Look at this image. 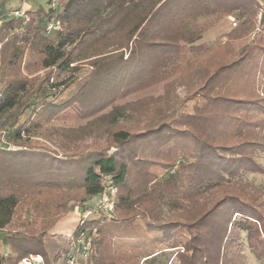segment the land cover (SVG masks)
Segmentation results:
<instances>
[{"label":"trees","instance_id":"1","mask_svg":"<svg viewBox=\"0 0 264 264\" xmlns=\"http://www.w3.org/2000/svg\"><path fill=\"white\" fill-rule=\"evenodd\" d=\"M97 1L109 7L111 14L95 24L91 22L94 18H86L93 12L90 7H96L89 5L94 0H57L56 6L48 1V10L38 7L2 19L0 115L19 105L28 107L24 100L32 95L46 98L47 91L55 88V71H72L63 80L66 83L80 61L92 66L90 79L99 71L105 77L114 74L120 81L127 80L124 95L163 81L170 84L175 71L189 61L188 55L223 50L224 59L191 93V110L184 116L174 108L154 123L131 128L117 125L122 119L118 107L124 104H116L114 112L105 113L112 115V127L104 130L105 140L75 149L66 158L26 145L1 147L0 231L25 193L34 188L75 187L84 199L110 186L115 189V216L85 220L71 234L69 243L80 230L93 231L89 256L77 258L81 264H172L164 258L173 248L178 261L173 264H245L236 248L240 229L246 232L253 253L263 256L264 189L248 183L239 186L242 181L237 174L263 169L255 157L257 152L264 153V6L260 0ZM218 14H233L237 20L225 34V42L210 48L205 43L194 44L203 28L191 30L190 19ZM51 20H58L59 26L48 32L46 24ZM255 28L259 30L252 40L239 50L224 49ZM115 35L122 42L109 45L115 47L112 51H100L101 43ZM129 45L124 58L123 48ZM137 65L140 72H130L123 80V67ZM66 103L42 101L33 108V116L15 130L14 138L37 136L36 129L52 120ZM58 135L62 140L70 137L67 128ZM228 185L232 186L229 191L209 202L213 190ZM163 206L173 211L165 221ZM56 213L47 227L56 222L60 215ZM5 233L10 252H0V264H17L30 252L42 254L45 264L56 263L41 232L40 236L13 229Z\"/></svg>","mask_w":264,"mask_h":264},{"label":"rangeland","instance_id":"2","mask_svg":"<svg viewBox=\"0 0 264 264\" xmlns=\"http://www.w3.org/2000/svg\"><path fill=\"white\" fill-rule=\"evenodd\" d=\"M24 1L33 3L34 0H0V18L12 17L14 15L12 11L14 10L24 11ZM48 1L51 2L52 0H35L30 10H35L38 7H43L45 10H48ZM91 3L96 7H90V10L93 12L90 17L86 18H94L91 21L92 23L95 24L100 21V19L108 18L111 14V10L109 7L105 6L104 3L94 0V2H90V6L92 5ZM260 3L264 6V0H260ZM40 20H42V23L45 21L43 17H40ZM236 22L237 20L233 14L199 15L191 18V30L203 28V32L193 43H205L209 48L218 44H223L225 42V34L235 26ZM258 30V28H255V30L253 29L246 38L242 37L231 40L229 42V47H224V49L229 52L239 50L247 41L252 40L254 34ZM96 32H99L98 27L96 28ZM139 39L140 37L133 43L134 49H137L136 46L139 43ZM121 42L122 37L120 35L112 36L101 43L99 50L112 51L115 47H107L112 43L120 44ZM129 47L131 48L130 45L128 48H123L124 58L129 55ZM221 52H223V50L214 54L209 51L208 53L195 56L188 55L187 58L189 61H187V63H182L180 68L175 71L171 77L173 81L170 84L165 85L166 81H163L153 84L150 87L140 88L136 91L131 90L124 95L122 93V88L128 85V83H126L127 80L125 82L120 81L114 74L112 76L106 75L105 77L99 71H96L93 74V78L90 79L93 68L88 63L89 61H80L79 69L73 72L72 79L66 83H64L63 80L71 75L72 71H55L53 80L55 88H51L47 91L48 96L46 98L43 96L36 98L32 95L24 100L25 103H28V107L23 108L19 105L0 115V148L16 149L19 148L17 146L20 144L22 146L26 145L24 148L35 149L43 153L50 151L52 154H55L54 156L56 157L66 158L69 156L68 154L75 149H86L95 144V142L98 143L105 140L107 135L104 130L108 126L112 127L110 124L112 115L106 116L105 113L114 112V106L116 104L119 106L124 104V107L122 105V107H118V110L121 112L119 113V115H121L119 117L122 119H118L117 125L122 124L131 126V128L143 127L148 123H154L156 122L154 120H159L158 117L162 113L166 112L169 114L167 111L171 110L169 112H172L174 108L179 112L180 116H184L191 110L193 102L191 93L200 87L206 76H208L210 71L217 65L218 61L224 59ZM116 54L118 53L112 54V56ZM188 62L191 64L188 65ZM125 69L126 73L120 72V74H125L123 75V80L128 77V74L130 75V72H132V75L140 72L138 65L135 68L132 66H128L127 68L123 67L122 71ZM105 83H109V86L107 87ZM85 90L86 92L81 95ZM232 92L237 93L235 91ZM257 98L259 100L262 99L258 95ZM44 100H51L57 103H68H66L67 105L64 109L57 113L52 120L36 129L37 136L32 137L23 134L21 138L15 139V130L25 120L27 122L28 118L33 116V108L35 106L38 107ZM173 103L174 105H172ZM176 111L173 114H175ZM262 115L264 117V114ZM66 128L67 134L68 136L70 134V137L62 140L58 134ZM220 140L223 144L225 143L224 138H220ZM243 148V146L240 147V149ZM186 159L190 158L188 157ZM255 159L256 161H254L263 169L261 171L242 170L237 174V177L242 181L239 183V186L248 183L251 186H255L257 190H261L264 189V153L257 152ZM43 163H45V161H43ZM159 172L162 173V171ZM229 186L231 185L226 186V188L213 190L209 194V202L222 191H229ZM110 188V186H107L105 192L109 194ZM105 192L85 197L84 199L82 198L84 194H82L81 190L69 186L52 190L47 188H34L32 191L30 190L29 193L26 192V195L21 199L18 207H16L10 222L0 231V252L4 254H7L8 250L10 252V246L5 233L7 229L19 230L25 233V235L26 232H28L27 235H39L41 232L44 246L49 256H56L55 264H68L65 251L67 248L69 249L70 244V248H73L72 241L71 243H69V241L80 219L81 208L92 207L96 211L98 210V212L93 214L95 218L102 216L105 220H109L115 216L114 211L105 212V209H103V196ZM112 199L114 200V195ZM186 210L189 209L186 208ZM57 211L60 215L57 217L56 222L52 226L47 227V224L55 219L56 215L54 214ZM172 212L173 211L163 206L161 209V218L165 221V219L172 215ZM74 222L76 225L72 228L73 230H71L72 225L75 224ZM239 231V241L236 242V248H240L239 253L244 263L264 264V255L257 257L248 244L246 232L241 229ZM240 243L241 246H239ZM211 250L215 252L217 248L214 247L211 248ZM71 253L72 252L69 251V254ZM174 253V248L172 251H167L164 260H167L168 263L172 262V264L177 263L178 261ZM73 255H75L76 258L82 257L79 251ZM88 256L89 254L86 257Z\"/></svg>","mask_w":264,"mask_h":264},{"label":"built area","instance_id":"3","mask_svg":"<svg viewBox=\"0 0 264 264\" xmlns=\"http://www.w3.org/2000/svg\"><path fill=\"white\" fill-rule=\"evenodd\" d=\"M51 5L56 6L57 0H52ZM12 12L14 13V16H20L23 13V11L20 10H14ZM58 26H59L58 20H51L47 22L46 29L48 32H50L52 30H55ZM114 193H115V189L112 187L110 188L109 194L106 192L104 193L103 209H105L104 210L105 212L113 211L114 200L112 199V196L114 195ZM96 212H98V210L96 211L92 207L81 208V216L77 224H81L82 222L90 218H95L93 214H95ZM92 238H93V231L90 232L89 230L84 229L78 232L77 237L72 241V246H73V248L71 247L72 253L69 254L66 258L68 264H81L79 260H77L76 256L73 254L79 251L82 254V257L80 258L81 259L86 258V256L90 252ZM20 262L22 264H45L43 256L39 253H28L26 256L21 258Z\"/></svg>","mask_w":264,"mask_h":264},{"label":"crops","instance_id":"4","mask_svg":"<svg viewBox=\"0 0 264 264\" xmlns=\"http://www.w3.org/2000/svg\"><path fill=\"white\" fill-rule=\"evenodd\" d=\"M34 3H35V0L33 1V3H27L26 1H24V2H23V6H24L23 8H24V10H30V9H31V6H32ZM2 19H3V18H0V22L2 21ZM74 223H75V222H74ZM75 225H76V223L72 225L71 230H73L72 228H74ZM8 252H9V250H8ZM17 264H22V263L18 261Z\"/></svg>","mask_w":264,"mask_h":264}]
</instances>
